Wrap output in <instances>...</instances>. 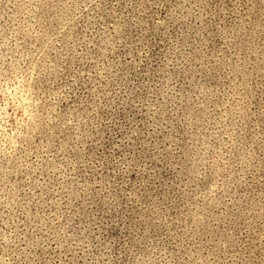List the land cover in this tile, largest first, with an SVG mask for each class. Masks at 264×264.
<instances>
[{
	"label": "rangeland",
	"instance_id": "1",
	"mask_svg": "<svg viewBox=\"0 0 264 264\" xmlns=\"http://www.w3.org/2000/svg\"><path fill=\"white\" fill-rule=\"evenodd\" d=\"M0 264H264V0H0Z\"/></svg>",
	"mask_w": 264,
	"mask_h": 264
}]
</instances>
